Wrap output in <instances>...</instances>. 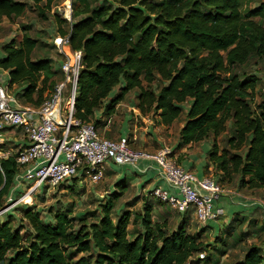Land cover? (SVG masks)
Here are the masks:
<instances>
[{
  "label": "trees",
  "instance_id": "1",
  "mask_svg": "<svg viewBox=\"0 0 264 264\" xmlns=\"http://www.w3.org/2000/svg\"><path fill=\"white\" fill-rule=\"evenodd\" d=\"M97 1L93 6L92 0H73L71 22L55 17L57 32L69 36L71 49L83 51L76 117L98 127L95 112L104 108V115L112 114L134 89L141 113H157L165 125L176 122L189 103L180 145L212 137L209 159L222 184L238 176L240 187L264 188V99H256L260 78L240 71L251 58L264 59V2L243 11L242 0ZM33 2H45L50 10L56 0ZM26 9L25 1L0 0V21ZM37 44L27 33L14 37L3 45L0 66L9 71L10 85L20 87L16 94L23 102L41 105L54 92L61 70L50 57L33 59ZM119 83L123 87L110 98ZM222 134L230 136L221 149ZM243 146L245 155L237 152ZM18 171L15 156L2 159L0 209L7 205ZM118 185L121 189L100 204L98 213L71 215L69 207L46 221L27 205L18 226L7 215L0 220V264H188L205 249L198 235L188 233V216L170 232L167 221L154 219L147 198L141 211L126 207L115 219L113 211L127 186L126 181ZM47 190L40 192L43 200ZM237 220L255 219L235 215ZM235 264H264V244L251 245Z\"/></svg>",
  "mask_w": 264,
  "mask_h": 264
},
{
  "label": "built area",
  "instance_id": "2",
  "mask_svg": "<svg viewBox=\"0 0 264 264\" xmlns=\"http://www.w3.org/2000/svg\"><path fill=\"white\" fill-rule=\"evenodd\" d=\"M73 0H65L62 16L72 21ZM53 43L64 56L59 63L63 80L58 81L52 95L41 105L23 103L10 85L0 84V164L2 159L15 156L18 164L17 182L28 181L29 186L19 198L9 196L0 214L17 203L46 189L68 184L73 177H87L97 183L106 175L107 165L133 164L148 159L159 164L163 176L178 189L179 195L156 187L152 195L180 212L191 211L202 224L224 214L214 200L226 191L213 175L198 178L180 165L172 156L173 150L158 151L137 148L129 136L109 138L99 133L93 121L76 117L78 79L83 67V51L70 47L68 35H56ZM111 119H108L109 124ZM18 129L29 144L17 152L6 146L3 133ZM201 189V190H199Z\"/></svg>",
  "mask_w": 264,
  "mask_h": 264
},
{
  "label": "rangeland",
  "instance_id": "3",
  "mask_svg": "<svg viewBox=\"0 0 264 264\" xmlns=\"http://www.w3.org/2000/svg\"><path fill=\"white\" fill-rule=\"evenodd\" d=\"M16 1H25L27 3V9L21 16H14L10 19L5 18L0 21V51L3 50V45L11 41L14 37L17 38L18 36L27 33L31 37L36 38L38 41L37 47L32 54L33 59L38 60L47 57L54 58L56 56L58 57V59H53V65L54 67L59 68V63L64 59V56L57 50L54 45L52 46L51 44L47 43L46 40L52 39L53 41L54 37L59 34L57 32L55 17L56 15H60L62 17L61 13L65 0H56L55 4L50 10L45 8V2L36 5L33 0ZM92 1L93 6L99 4V1L97 0ZM263 2L264 0H242L241 9L245 11L246 9H251L253 7L259 6ZM240 71L249 74H256L260 78L256 90V99L258 102L264 99V59H262V57L259 58L258 56L253 57L246 65L240 68ZM58 79L60 81L64 79L62 73L58 75ZM156 83L161 84V81L158 79ZM121 86L122 83L117 84L111 91L109 97H115L120 91ZM12 90L15 92L17 90V85L12 87ZM138 92V89L130 91L123 101L124 104L127 106L137 105ZM188 105L189 103L185 105L184 113L176 122L173 123L174 125L172 124V134L171 132H168L170 128L165 130L170 136L174 135V137L177 138L179 129H182V127L185 125ZM139 119L140 121H142V118L140 116ZM151 119L154 120L155 126L161 129V119H159L155 114L151 115ZM117 126V124L115 125L114 123H112L111 131L114 132L117 129ZM98 129L99 133L101 135H104L99 127ZM15 132L16 135L21 134L17 133V130H15ZM104 136L109 138H116L108 134H105ZM229 136L230 134H222L218 138V143L221 149L227 146V138ZM198 144L199 143H197V145ZM133 146L140 148L137 145ZM163 147H169L170 149H172V144L166 142V145H163L162 147L160 145V148L155 150L149 149L147 147L141 148H146L149 151H158ZM193 147L194 146H192L191 148ZM246 150V147L243 146L237 152L245 155ZM172 156L174 157V152L172 153ZM123 167L125 166L113 163V169L117 172L114 173L115 176L114 174H106L107 176L105 175V179L103 178L98 183L90 181L87 177H78L75 180H69V187L67 186L68 184H66V186H57L53 187L52 189L48 188L44 200L40 196V193L36 194L35 196L33 195V198L30 195H26L25 200L17 203L14 208H10L4 213L0 214V220H5L7 218V215H13L16 218L15 226L20 225L24 221V219L21 220L24 214L22 208L23 206L27 205H33L35 210L41 211L42 216L46 221H50L52 219V214H54L56 210H63L69 207L73 209L71 215H74L76 213L80 214L84 211H96L95 213H98L100 204L107 201L112 192H116L121 189L117 186H114V184H110V182L108 181L115 178L118 180H122L125 176L124 172L121 174V172L123 171ZM214 170L216 171L215 176H217L218 178L220 176V173H218V171L216 170V166H214ZM150 177L151 176L149 175H129L127 182H131V186L129 185L128 187L124 188L123 195L117 202V206L113 211V217L117 219L119 213L124 211L126 207L130 210L132 209L134 212L141 211L145 202V200H143L144 198H147V201L153 203L156 208H154L153 212L154 219L160 222L167 221V226L170 232L175 230L179 226L183 216H190L189 224L186 227L188 233L198 235L199 239L206 244V247L201 252L195 254L192 258V261L188 264H235L236 262L242 261L244 259V256L251 245L264 244V229L260 230L259 232L253 231L257 228L261 229L262 225L264 226V213H262L261 210L259 212L256 211V213L251 216V219L255 218L253 222H250L248 220L244 223H242L241 220L233 221L235 217L234 213L239 211V209L233 208L231 212L227 210L225 216H221L218 219L209 221L207 224H202L191 214V211H187L185 215L180 213L171 205L160 202L159 199L155 198L152 195V193L147 196L140 194L143 185ZM237 178L235 179L236 181ZM235 180H233L232 182L223 181V184L225 186L234 188L237 187ZM43 189L44 186H42V190ZM23 191L24 190L18 191V193L15 192L16 194L12 196L13 200L19 198L20 195L25 192ZM11 194L13 193L11 192ZM136 194L139 195L137 196ZM160 205H164L165 208L160 209ZM89 215L92 214L88 212V216ZM240 217L243 216L238 215V218ZM130 231H134L133 225L130 226ZM243 232H248V234H243Z\"/></svg>",
  "mask_w": 264,
  "mask_h": 264
},
{
  "label": "crops",
  "instance_id": "4",
  "mask_svg": "<svg viewBox=\"0 0 264 264\" xmlns=\"http://www.w3.org/2000/svg\"><path fill=\"white\" fill-rule=\"evenodd\" d=\"M46 42L51 44L52 46L54 45L52 39L46 40ZM5 56L6 53L3 49L0 51V58ZM54 58L56 60L58 59V57L56 56ZM9 80H10L9 71L5 70L0 66V84L10 85ZM14 86L16 85L13 86L10 85V87H14ZM18 90H20V87L17 85V90L15 91V93H17ZM123 101L124 100H122L117 105L114 112L110 115H104V111H105L104 108H101L95 112V119L101 120L98 127L102 130L104 135L108 134L116 138L120 136H129L131 141L133 142V145H137L138 147H147L153 150L160 148V145L161 147L163 145H166V142H168L169 144H172V150L174 152V157L176 161L178 160L179 164L182 165L184 168H186L187 170H191L200 179L209 175L215 176L216 171L214 170V165L211 163L209 159V152L212 148V143H213L211 137L200 142H195V145L194 143H191L181 146L180 145L181 128L179 129L177 138L174 137V135L170 136L165 130L170 128L168 132H171L172 134V125H165L160 121V126H161L160 129L155 126L154 120L151 119L152 114H155L160 119L159 114L154 112H151L149 114H142L136 105L127 106L124 104ZM121 106H126V107H121ZM139 116L142 118V121H140ZM108 119H111V122L109 124L107 123ZM112 123L118 125L117 129L114 132L111 131ZM15 130H17V133H21V134L16 135ZM3 137L6 141V146L12 149V151L14 152H17L18 150L24 148L29 144L28 139L25 137L22 131L18 129H12V128L7 129L3 133ZM197 143L199 144L197 145ZM192 146L194 147L191 148ZM113 163L114 162L108 163L106 170L107 175L108 174L113 175L114 173H117L113 169ZM121 166H125L123 167V171L121 172V174L124 172L125 175L124 178L122 180L121 179L118 180L116 178H115L116 180L112 179L108 181L110 182V184H114V186L120 188L118 184L120 182L126 181V185H127L126 187H128L129 185L131 186V182L129 183L127 182V179L130 174H135L140 176L149 175L151 177L143 185L140 194L147 196L151 194L154 188L160 187L162 189L168 190L171 194L179 195L177 187L171 184L163 176L161 172V168L157 162L148 159H141L136 163L121 165ZM215 177L217 178V176ZM236 184L237 187L234 188L223 185L226 191L223 192L219 198L214 200V206L223 209L224 214L222 216H225L227 210L231 212L233 208L239 209V211L235 212L234 215L246 216L249 217L250 219L251 216L254 213H256V211L259 212L261 210V212L264 213V188H248L247 186L240 187L238 180L236 181ZM28 186H29L28 181H21L20 183L16 181V185L12 190L13 193L12 195H15L16 194L15 192L18 193V191L21 190L25 191ZM228 188H230L231 190ZM136 195L138 196L139 194ZM159 207L160 209L165 208L164 205H160ZM180 213L185 214L186 212H180ZM191 214L194 216L193 213ZM188 219L190 221V216H188Z\"/></svg>",
  "mask_w": 264,
  "mask_h": 264
}]
</instances>
